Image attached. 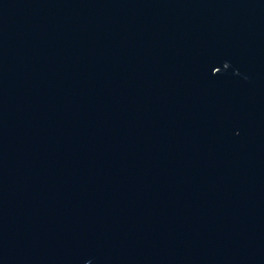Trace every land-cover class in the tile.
<instances>
[{
  "label": "water",
  "instance_id": "water-1",
  "mask_svg": "<svg viewBox=\"0 0 264 264\" xmlns=\"http://www.w3.org/2000/svg\"><path fill=\"white\" fill-rule=\"evenodd\" d=\"M0 264H264V0H0Z\"/></svg>",
  "mask_w": 264,
  "mask_h": 264
}]
</instances>
